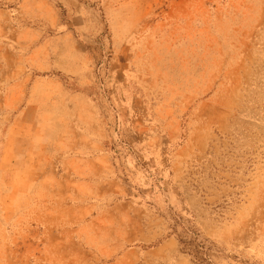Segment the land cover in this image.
<instances>
[{
    "label": "rangeland",
    "instance_id": "374dc122",
    "mask_svg": "<svg viewBox=\"0 0 264 264\" xmlns=\"http://www.w3.org/2000/svg\"><path fill=\"white\" fill-rule=\"evenodd\" d=\"M0 264H264V0H0Z\"/></svg>",
    "mask_w": 264,
    "mask_h": 264
}]
</instances>
